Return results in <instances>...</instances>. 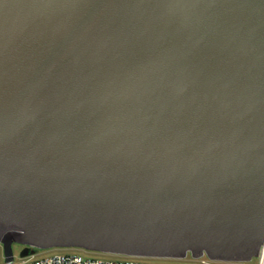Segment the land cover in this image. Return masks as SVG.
<instances>
[{"label":"water","instance_id":"95a60500","mask_svg":"<svg viewBox=\"0 0 264 264\" xmlns=\"http://www.w3.org/2000/svg\"><path fill=\"white\" fill-rule=\"evenodd\" d=\"M0 243L258 257L264 0H0Z\"/></svg>","mask_w":264,"mask_h":264},{"label":"rangeland","instance_id":"374dc122","mask_svg":"<svg viewBox=\"0 0 264 264\" xmlns=\"http://www.w3.org/2000/svg\"><path fill=\"white\" fill-rule=\"evenodd\" d=\"M25 246L20 243H13V253L15 256V261L19 262L23 258L21 251ZM55 254H80L84 258H95L104 260H139V261H151L160 264H205L202 262L203 259L207 261L206 264H256L257 258H253L251 261L238 262V261H215L209 259L207 256H202L200 258H194L190 253L185 258H156V257H140V256H130L123 254H113L98 251H91L79 247H52V248H36L33 258L42 259L47 258ZM30 257V256H28ZM6 258L4 253V248L2 243H0V264H5Z\"/></svg>","mask_w":264,"mask_h":264},{"label":"built area","instance_id":"2783aa9c","mask_svg":"<svg viewBox=\"0 0 264 264\" xmlns=\"http://www.w3.org/2000/svg\"><path fill=\"white\" fill-rule=\"evenodd\" d=\"M33 256L34 253L29 254L27 256L22 257L23 259L17 262L15 261L14 253L12 260H8V257L5 254V264H160L151 261L144 262L139 260H104L95 258H84L80 254H55L42 259H34ZM256 258L258 259L256 264H264V244L261 247L258 257ZM202 262L205 264L207 263L205 259H203Z\"/></svg>","mask_w":264,"mask_h":264}]
</instances>
